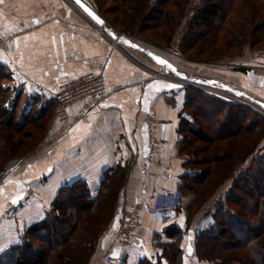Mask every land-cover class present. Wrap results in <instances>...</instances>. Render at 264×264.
<instances>
[{"label": "crops", "instance_id": "obj_1", "mask_svg": "<svg viewBox=\"0 0 264 264\" xmlns=\"http://www.w3.org/2000/svg\"><path fill=\"white\" fill-rule=\"evenodd\" d=\"M0 29L8 45L0 51V73L12 83L3 88L9 93L7 100L19 99L25 112L36 99L44 107L53 101L59 84L86 73L102 74L107 90L98 105H71L65 121L51 116L41 145L8 166L0 182V261L20 244L30 225L44 218L62 185L82 180L96 194L105 173L119 164L130 165L126 198L137 207L141 229L123 250L103 235L95 257L110 255L116 260L112 264L146 259L154 264L161 253L155 240L168 239L163 225L167 220L151 213L163 196L173 212L170 219L183 231V248L189 252L184 264H207L191 253L192 232L186 230V213L179 203L183 197L178 190L186 175L180 154L185 98L179 80L157 73L147 56L115 45L71 0H0ZM238 65L246 81L238 89L249 96L244 98L264 103V55ZM41 86L46 93L39 95ZM150 115L157 119L159 143L151 153L145 127ZM144 162L147 175L140 170ZM179 205L181 211L175 209ZM120 211L117 207L118 215Z\"/></svg>", "mask_w": 264, "mask_h": 264}, {"label": "trees", "instance_id": "obj_2", "mask_svg": "<svg viewBox=\"0 0 264 264\" xmlns=\"http://www.w3.org/2000/svg\"><path fill=\"white\" fill-rule=\"evenodd\" d=\"M127 1V5L119 10L121 18L117 19L122 30L132 35L135 34L133 28L146 27L154 31L155 28L162 26L165 30L154 31L151 39L166 41H168L170 30L176 26L174 22L176 23L183 12L185 13L184 9L188 2V0H152L156 4L149 7L147 11L155 15L150 17L143 12L148 7L147 0ZM99 15L104 17L102 13ZM164 18L168 20L164 21ZM182 40L184 47L194 54L189 57L208 62L229 57L230 52H239L246 43L252 47L257 45L264 48V0H204L197 8L196 14L192 15ZM3 79V74H0V91L4 95L2 99L0 95V116L7 118L4 125L0 122V145L2 146H0V156L2 158L14 157L21 147H26L20 141L19 143L12 141L11 134L6 130V127H9L8 123L11 122L10 128L18 132L21 131L19 128L27 124L40 125V129L42 114L54 104L51 101L41 107V102L36 99L32 108L25 112L19 99L7 100L9 93L1 84ZM191 90H195L198 95H191ZM183 97L185 100L180 114L181 134L187 132L194 137L193 140L204 145L185 150L184 147L188 141L183 139L180 152L191 157L189 161L191 166L198 164L203 167L193 169L189 175L182 177L185 179V184H181V190L182 187L186 188L187 182L201 176L195 181L200 189L191 188V192L196 197L192 206L199 205L205 202L224 181L230 178L233 180L225 193L226 202H220L215 206L210 223L204 225L203 233L201 231L197 233L195 253L200 260L211 259L205 256L201 247L199 248L204 240L211 244L215 243L217 254L222 255L215 258L218 259L217 264H232V262L264 264V155L259 154L253 157L259 144L264 142L262 141L264 140V116L245 103L208 95L203 89L191 85L184 87ZM197 101H200L198 106L199 104L207 105L211 111L209 116H214L220 112L218 109L223 111L225 108L228 110L226 119L214 120L215 126L210 130L197 125V113L189 110V104ZM198 108L201 109V106ZM203 114V118L207 119L206 112ZM33 127L35 131H39L38 126ZM209 131L213 133L212 138L209 136ZM36 136L38 135L34 132L31 133L32 142L26 144L35 145ZM193 140L189 141L188 146L193 144ZM246 161L248 162L246 168L237 174V165ZM7 168L5 166L0 172V179L4 177ZM130 171V165L119 164L108 170L101 179L96 194H92L91 189L82 180H74L62 185L44 218L26 229L20 244L8 250L0 264H26L25 253L32 251L28 236L30 239L35 237L37 240H42V245H46L52 251L45 264H87L98 237L105 227L116 219L117 197ZM75 190L84 205L80 210H75L76 219L70 223L68 208L64 207L62 194ZM230 205L240 208L242 214L232 210ZM245 214L257 217V221H253L254 226L248 227L250 224L247 226L240 220V216ZM242 225L245 229L241 228ZM65 226L69 229L66 234L63 228ZM164 232L166 237L174 239V242L180 240L183 234L176 224L166 227ZM159 246H162L163 252L154 264H161L164 260L167 264H182L181 247L168 242L160 243ZM33 252L32 254L35 255L36 252ZM139 264H152V262L146 259Z\"/></svg>", "mask_w": 264, "mask_h": 264}, {"label": "rangeland", "instance_id": "obj_3", "mask_svg": "<svg viewBox=\"0 0 264 264\" xmlns=\"http://www.w3.org/2000/svg\"><path fill=\"white\" fill-rule=\"evenodd\" d=\"M86 1L95 11H98L99 13H102L104 15V17H105V18L103 17L104 21H105L104 25L106 27H108L109 29H112L116 35L120 36L121 38H126L127 40L132 41L139 46L141 45L145 49H148L151 52L160 55L165 60L170 62L174 68V69H172L170 67L167 68L164 66L156 65L147 57L146 60H148L150 62L149 63L150 66L152 65L154 67V69L157 70V73L164 74L166 76H171V77L179 80V83H180L179 86L182 88H184L186 85H191L193 87H197V88L199 87V88L203 89L204 91L207 92L208 95H212V96L216 95V96L221 97L224 100L231 99L233 101H239L240 103H245L247 106L254 109L255 111L258 110V112H260L264 116V110L261 109L260 106H257V104L255 102H252V103L256 104V106H254L252 103H250L251 101H248L243 97L242 98H240V97L235 98V96H233L230 92H229L230 94L225 93L221 87V85H228L232 89L237 90L238 92L242 93L243 96H247L249 98L248 94H246L245 91L240 90L243 86H245L246 81H245L244 76L242 74H240V72H239L241 68H240V65H238V64H241L243 61H245V59H255V57H259L261 55H264V48H261L257 45L252 47L246 43L243 45L242 49L239 52H230L231 56L218 58V59L212 60L210 62L197 60V59H193V58L189 57L190 55L192 56L194 54L193 53L191 54V52H189V50H187V48L184 47V42L182 40L183 34L185 33V31L187 29L188 23L190 22L192 15L196 14L197 8L203 3L204 0H188L187 6L184 9L185 13L183 12L182 16L178 18V21H176V23L174 22V25L176 24V26H174V28H172V30H170L168 41L161 40V39H158V40H152L151 39L153 37L154 31L160 32L159 29L165 30V27H162V26L155 28L154 31H151V30L147 29L146 27H143L142 29L133 28L135 34H132V35H130L128 32H126V30L125 31L122 30V27H120L119 24L117 23V19L119 20L121 18L122 15L119 13V10L121 9V7H124L127 5V2H128L127 0H86ZM147 2H148V7L146 8V11H143V12H144V14L149 15L150 17H154L155 14H153L151 12L149 13L147 10H149L148 9L149 7H153V5L155 6L156 3L153 2L152 0H147ZM221 3H222V1H221ZM138 4H139V2H138ZM167 20H168V18H164V21H167ZM91 24L93 26H95L92 21H91ZM146 24H150V23H146ZM95 27H97V26H95ZM101 29H103V28H101ZM256 34H258V33L256 32ZM108 37H109V39H111V41L115 45H119V46L121 45V44H119L118 41L115 42V39H113L109 35H108ZM121 46H124V45H121ZM125 46L128 47V49L129 48L133 49L127 45H125ZM175 70L177 72H179V74H181V75L176 74L174 72ZM0 74H2V73H0ZM189 78H193V79L200 78L205 82L213 81L214 83H213V85L206 86V85H202L199 83L196 84L195 82H192V80H190ZM7 81L8 80L5 81V79H3L1 84L3 85L5 83V85H6ZM238 87L240 89H238ZM196 94L198 95V93L195 92V90H191V95L194 96ZM0 95H1V99L4 98V95L2 92ZM251 100H253V99H251ZM253 101H256V100H253ZM199 102L200 101L193 102V103L189 104V110L197 113L196 114L197 115V119H196L197 125H199V126L202 125L206 128V130H210L211 128H214V126H215L214 120L215 121H223L226 119L228 110H226L225 108L223 111L218 109L220 111L219 113H216V115H214V116L213 115L209 116V113L211 111L208 109L207 105L199 104V106H201V109H200V108H198ZM202 107H204V108L202 109ZM199 110L203 111V113L206 112L207 119L203 118L204 114L202 112H200ZM42 115H43V118H41L42 119V126L40 127V129L42 128V130L39 129L40 125L27 124V126H23V127L19 126V127H21V128H19V129H21L20 132L13 131L10 128L11 122L8 123L9 127H6V130L8 131V133L11 134L12 141L17 142V143H19L18 141H20L23 145H26V147L25 146L21 147L17 153L18 155L16 154V156H14V157L2 158V156H0V172L2 171V169L5 166L6 167L10 166L15 161H17L19 158L27 157L29 154L33 153L35 151V149L41 145L40 143L42 142L43 137H44L43 134H44V128H45L46 122L51 116H55L58 119H60L61 121H65V120H62L59 117V115H57V104L55 102L53 105H50L49 108H47L45 113ZM6 120H7L6 117H3L2 115L0 116V122H2L1 123L2 125H4ZM155 120L157 121L156 118H155ZM13 122H15V121L13 120ZM1 124H0V128H1ZM33 126H38V130L40 132L37 130L35 131ZM145 127H146V125H145ZM33 132L36 135H38L35 138V139H37L34 143L35 145H33V146H31L32 144L27 145L26 143L32 142V140L30 139V135H31V133L33 134ZM146 132H147V127H146ZM209 136L211 138L213 137V133L211 131H209ZM183 139L188 141L185 144V147H184L185 150H186V148L190 150L193 147L197 148L198 146L202 147L204 145L201 142L199 143V142L193 140L194 137L188 135L187 132L182 135V143L184 142ZM192 140H193V142H192L193 144L191 146H188L189 141H192ZM262 141H264V140H262ZM182 143H181L180 147L183 146ZM158 144L159 143L157 141L156 146ZM263 144H264V142L259 144L258 149L255 150L253 157L254 156L257 157L259 154L264 155ZM29 146H31V147H29ZM156 146L152 152L155 151ZM180 154L184 157L183 167H184V169H186V175H189L190 172L193 171V169L203 167V165L200 166L198 164H195V165L192 164V166H191V164L189 163L191 157H189L184 152H180ZM200 155H199V157H200ZM247 163L248 162L246 161L245 163L237 165V169H236L237 174L240 172H243V170L246 168ZM129 173H128V176H129ZM142 174L147 175L148 173L146 174V173L142 172ZM128 176L125 179V183H124L123 188L120 190V192L118 194L117 203H116L115 208L117 209V207H121L122 212L124 210L134 211L137 214L138 221H139V227H140L141 223H140L139 213H137V207L134 206L132 203H128V199L126 198V185L125 184L127 182ZM200 177L201 176H198L199 179H200ZM198 178H196L195 180H193L191 182H187L186 188L182 187L183 188L182 190H181V187H179L181 190V191L178 190L180 193L179 196L183 197L182 198L183 201L180 200L179 203L182 204V207H183L182 210H183V212L186 213V222L184 224L186 226V230H188L190 228L191 232H192V239L190 240L191 246H192V251H191L192 255H194L195 258L199 262H203V263H207V264H217L218 259H215V258H218L219 255H220L219 257H222V255L217 254L216 246H214L215 243H213V242L211 244V242H208V241L204 242V240H203L199 246V248L201 247L202 252L205 253V256H207V258H211V259H203V260L199 259L197 253H195L196 235L200 231H201V233H203V230L205 229L204 225L210 223V220H211L210 217L214 212L215 206L220 202H223V203L226 202L225 193L227 190H229L230 185L232 184L233 180H232V178H230V179L224 181L223 184H220L216 188V190L211 195L208 196V198L205 202H203L202 204H199V205H193L192 206L193 201L196 199V197L191 192V188H193V189L199 188L197 183H195V181ZM2 179H0V182L2 181ZM184 182H185V179H182L183 184H185ZM111 183L112 182H110V184ZM72 199H73V202H71ZM80 199H81V197H79L77 190L72 191V192L68 191V192H65L64 194H62V200L64 201V204H65L64 207L68 208L69 222L70 223H73L76 219L77 215H75V210H80L81 206L84 205L83 202L81 203ZM167 200L168 199H165L163 196L159 197V200L155 203V206L152 208V211H153L152 213L154 214L155 211L159 210L158 208L162 207V205L166 204V202H169ZM176 202H178V201H176ZM197 203H201V202L197 201ZM68 206H70V208ZM230 208H232V210L239 211V213L242 214V211L237 206L232 207V205H230ZM116 209H115V211H116ZM175 209H177V211H181L180 205L176 206ZM117 215L118 214L116 213L115 218H117ZM118 216H120V215H118ZM170 220L172 221L171 225H174L175 223H174L173 219H170ZM240 220L242 222H244L245 224H247V226L250 224L248 226V227H250V226L255 225L253 223V221H257V217L252 216V214H245V215L240 216ZM167 221H165V222H167ZM106 227L102 231L101 235L98 237L94 251L90 255V257H89L90 259L87 262V264H92L94 261H97L98 264L107 263V261H106L107 258L105 257L106 255L105 256L101 255L99 257H95L97 247L100 244L99 240L102 238L103 233H105L108 229ZM167 227H169V226H167ZM243 227L244 226L242 225L241 228H243ZM63 228L66 230L64 232V234H66L69 229L67 228V226H65ZM140 229H141V227L137 231L136 235L140 232ZM164 229H166L165 226H164ZM243 229H245V227ZM181 232L183 233L182 230H181ZM185 232H187V231H185ZM181 236L183 237V234H181ZM182 237L180 238V240H176V242H174V239H170V238H168V239L165 238L164 239L165 241H164V240H162V237H160V238L155 240L156 241L155 245H157V247L159 248V250H161V252H163V248H162V246H159L160 243L168 242V243H174V245L175 244L178 245L183 250V252L181 253V255H182L181 263L184 264L185 258H186V256H188L187 253H189V252H188V250H186L187 253H185V250L183 248L184 243L182 242L183 241ZM28 238H29L28 240L31 241L30 244L32 245V247H31L32 251L31 252L28 251V253H25V257H26L25 263L26 264L27 263L28 264H45L46 261H48L47 257H49V255L51 254L52 251L49 250V248L46 245H42L43 244V242H41L42 240H39V239L37 240V238H35V237L33 239L31 237V239H30L29 236H28ZM173 248H174V246L172 247V250H173ZM33 251L36 252L37 254L35 253V255H33L32 254ZM39 261L41 263H38ZM164 261H166V260H164ZM107 264H109V263H107ZM232 264H236V263L232 262Z\"/></svg>", "mask_w": 264, "mask_h": 264}, {"label": "built area", "instance_id": "obj_4", "mask_svg": "<svg viewBox=\"0 0 264 264\" xmlns=\"http://www.w3.org/2000/svg\"><path fill=\"white\" fill-rule=\"evenodd\" d=\"M99 28V27H98ZM101 29V28H99ZM6 36L4 32L0 29V51H5L8 47L6 45ZM115 42H117L115 40ZM12 83H6V86H11ZM37 93L39 95L45 94V87H38ZM107 95L106 86L104 85V76L100 73L91 74L86 73L78 77L69 78L59 84L57 90L52 94L53 101L57 104V115L62 120L68 118L67 112L71 105L77 103L87 102L90 106H95L101 103L105 96ZM145 125L147 127V141L149 143V153H151L157 143V121L154 116L150 115L146 118ZM141 171L148 173L147 163L144 162ZM153 208V207H152ZM151 208V213L153 212ZM155 211L153 215L157 218L168 220L164 222V226H170L172 221L169 220L172 216V210L162 205ZM161 209V210H160ZM9 211H12L10 209ZM120 218L115 227L113 223L109 224L106 228L107 231L103 235H108L111 237L114 243L119 246L120 250L127 248L131 244V240L136 235L139 230V221L137 214L134 211L124 210L120 211ZM107 263H115L116 260L110 255L105 256Z\"/></svg>", "mask_w": 264, "mask_h": 264}, {"label": "water", "instance_id": "obj_5", "mask_svg": "<svg viewBox=\"0 0 264 264\" xmlns=\"http://www.w3.org/2000/svg\"><path fill=\"white\" fill-rule=\"evenodd\" d=\"M73 2V5L80 11L82 12L83 14L86 15L87 18H89L90 22L92 21L94 23L95 26L99 27V28H103V30L110 36L112 37L113 39H115L116 41L119 42V44L121 45H127L131 48H133L134 50H136L137 52L147 56L154 64L156 65H160V66H164V67H167V68H173L172 64L170 62H168L167 60H165L163 57H161L160 55L156 54V53H153L151 52L150 50L148 49H145L143 46H139L137 45L136 43L132 42V41H129L127 40L126 38H121L120 36L116 35L115 32L112 30V29H109L108 27H106L104 24H105V21L104 19L99 15V13L95 12V10L87 3L85 2L84 0H71ZM99 21V22H98ZM158 60H162L164 61L165 63L164 64H161L158 62ZM176 74L178 75H181L179 74V72H177L176 70L174 71ZM190 80H192V82H195L196 84H202V85H213V81H208V82H205L203 81L202 79L198 78V79H193V78H189ZM211 87V86H210ZM222 87V90L225 92V93H231L233 94V96L236 97H242L243 95L238 92L237 90H234L232 89L230 86L228 85H221ZM229 93V94H230ZM238 99V98H237ZM255 103L260 106L261 109L264 110V103L261 102V101H255Z\"/></svg>", "mask_w": 264, "mask_h": 264}, {"label": "snow or ice", "instance_id": "obj_6", "mask_svg": "<svg viewBox=\"0 0 264 264\" xmlns=\"http://www.w3.org/2000/svg\"><path fill=\"white\" fill-rule=\"evenodd\" d=\"M99 22V21H98ZM159 63L164 64L165 62L162 60H158Z\"/></svg>", "mask_w": 264, "mask_h": 264}]
</instances>
